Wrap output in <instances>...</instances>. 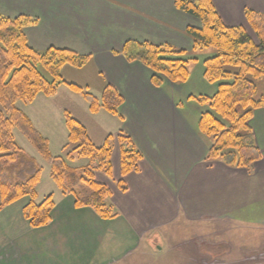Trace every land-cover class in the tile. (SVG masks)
<instances>
[{
    "label": "crops",
    "instance_id": "1",
    "mask_svg": "<svg viewBox=\"0 0 264 264\" xmlns=\"http://www.w3.org/2000/svg\"><path fill=\"white\" fill-rule=\"evenodd\" d=\"M212 1L229 27L247 30L246 10L264 13V0ZM0 12L38 19L25 29L38 49L55 46L89 55L100 86L110 84L123 96L117 119L143 153L139 171L125 176L127 192L118 189L114 196L120 215L113 220L85 210L81 223V208L66 201L56 204L51 222L40 228L31 227L18 209L0 217V264H115L140 246L142 226L173 223L181 213L191 222L264 225V107L249 122L259 161L247 169L206 161L211 141L199 122L208 110L189 97L212 96L219 83L205 79L207 57L191 54L194 41L186 28L199 25L175 0H0ZM43 32L54 36L45 40ZM128 41L168 42L186 50L189 79L153 85L152 70L123 54Z\"/></svg>",
    "mask_w": 264,
    "mask_h": 264
},
{
    "label": "trees",
    "instance_id": "2",
    "mask_svg": "<svg viewBox=\"0 0 264 264\" xmlns=\"http://www.w3.org/2000/svg\"><path fill=\"white\" fill-rule=\"evenodd\" d=\"M175 6L200 21L199 26L186 28L194 41L193 51L213 49L216 52L204 61V76L209 83H219L218 90L212 96L189 97L213 110L204 111L199 122L200 131L211 141L206 161L222 160L239 168H250L261 159L249 122L254 111L264 107V92L259 93L253 80L264 75V13L245 12L258 37L257 44L243 27L227 26L212 0H175ZM37 23L38 19L27 15L11 16L0 12V209L29 197L23 215L31 227L40 228L51 222V213L56 207L53 195L36 201L42 169L17 143L13 131L17 128L49 162L53 180L63 193L75 197L77 208L91 207L103 219L117 217L116 207L109 199V188L92 177L94 169L111 175L113 148L109 141L96 145L86 126L70 112H65L69 144L75 145L67 156L74 159L77 153L78 157L98 162L95 168H85L87 174H80L64 157L50 153L48 139L17 102H33L40 93L53 97L59 86L65 84L86 99L92 113L105 109L118 116L124 98L110 84H106L97 97L80 84L65 81L61 67L69 64L82 68L90 56L67 48L51 46L41 51L32 46L25 29ZM122 52L127 59L149 67L154 72L151 81L157 87L163 85V78L158 75L177 84L186 82L190 76L191 60L185 57L187 51L171 43L128 41ZM119 141L122 174L138 172L143 154L129 135L120 134ZM122 188L127 189L124 185Z\"/></svg>",
    "mask_w": 264,
    "mask_h": 264
},
{
    "label": "rangeland",
    "instance_id": "3",
    "mask_svg": "<svg viewBox=\"0 0 264 264\" xmlns=\"http://www.w3.org/2000/svg\"><path fill=\"white\" fill-rule=\"evenodd\" d=\"M193 20L196 24L200 25V21L197 18L194 17ZM246 32L255 43H259L258 37L250 26L249 21ZM41 35H45L44 39L48 40L54 36V33L43 32ZM39 49L41 51L46 50ZM77 53L84 55L79 52ZM191 54H195L196 57L210 58L215 56L216 52L213 49H204L203 51H193ZM93 68V61H87L82 68L67 64L62 66L60 71L65 81L78 83L85 90L100 97L104 87L100 86L101 77L99 74L95 75L94 78ZM42 70L50 78V75L43 68ZM152 75H154L153 71ZM158 77L163 78V82L167 80L162 75H158ZM253 80L258 87L259 93L264 92V75L259 78H253ZM57 92L53 97L40 93L33 102L19 100L17 106L32 118L35 127L48 139L50 153L55 156L64 157L68 164L76 168L80 174H87L85 168H92L98 162L89 157H78L77 153L74 159L67 156L75 145L69 144L65 112H70L72 116L79 119L86 126L91 139L96 145H104L108 140L113 148L111 175H106L102 169H94L92 177L99 183H102V181L106 183L105 185L110 190L109 199L114 203V196L119 190L120 192H127L129 189L125 181L127 174H122L120 164L121 145L119 140L120 134L125 131L123 130V126H121L117 116L115 117V115H112L105 109H101L98 113H92L86 99L70 90L67 85L61 84ZM192 101L213 112L209 106L200 104L196 100ZM225 122L227 123L226 120ZM13 131L17 143L30 156L35 158L42 169L41 181L37 185L38 196L36 201L40 202L46 196L53 195L57 205L59 202L66 201L73 204L70 207H76L75 197L69 193H63L62 189L53 180L52 168L49 162L37 151L20 130L14 128ZM133 142L142 153L136 142L134 140ZM228 159L231 160V157L229 156ZM122 185L126 186L127 189L123 190ZM29 201V197H24L0 209V212L3 210L0 213V217H12L17 209V211L22 212L21 214L24 217L23 208ZM85 210L91 211L94 216L103 220L93 208L82 207L80 213L77 214V219L81 223L85 220ZM130 210L132 211L133 208H130ZM181 210L183 209L181 208ZM115 211L120 215L117 207ZM111 214L114 215L115 213L111 212ZM122 216L124 217V214ZM185 217L181 213L173 223L161 226H142L140 246L135 247L123 260L115 264H264V225L248 224L239 221L230 222L225 219H206L191 222L185 219ZM115 218L116 216L108 220ZM129 227L134 228L135 226L129 222ZM145 229L147 230L145 231ZM126 234L128 236L129 232L127 231ZM128 242L131 241H126V243Z\"/></svg>",
    "mask_w": 264,
    "mask_h": 264
}]
</instances>
